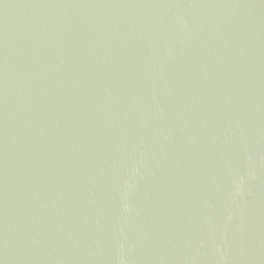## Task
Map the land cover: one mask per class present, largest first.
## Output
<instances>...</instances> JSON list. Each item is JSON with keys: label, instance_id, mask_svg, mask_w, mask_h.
<instances>
[{"label": "water", "instance_id": "95a60500", "mask_svg": "<svg viewBox=\"0 0 264 264\" xmlns=\"http://www.w3.org/2000/svg\"><path fill=\"white\" fill-rule=\"evenodd\" d=\"M0 264H264V0H0Z\"/></svg>", "mask_w": 264, "mask_h": 264}]
</instances>
